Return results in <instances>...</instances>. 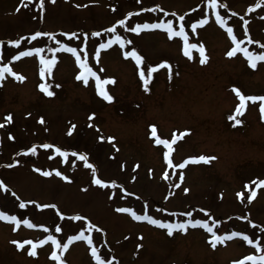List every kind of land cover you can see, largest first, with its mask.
Listing matches in <instances>:
<instances>
[{
	"label": "rangeland",
	"instance_id": "374dc122",
	"mask_svg": "<svg viewBox=\"0 0 264 264\" xmlns=\"http://www.w3.org/2000/svg\"><path fill=\"white\" fill-rule=\"evenodd\" d=\"M39 2L0 0V64L10 63L13 71L25 77L18 80L6 73L0 81V180L7 185L6 189L0 188V210L44 225L29 228L21 224L13 231L12 222L0 220V264H57L50 258L51 242L38 246L37 255L31 256L27 251L30 245L18 249L12 241L36 242L52 234L65 243L68 236L81 230L88 235L89 222L97 225L91 232L94 246L105 259L115 257L113 264H232L246 255H259L254 245L242 237L212 248L211 234L203 227L189 226L187 232L174 230L169 236L166 229L136 221L131 213L116 209L128 207L137 214L147 213L169 222L189 219L185 213L192 212V219L207 220L217 234L244 232L264 248V186L255 188L251 183L264 179L260 102H246L238 117L241 124L228 119L239 103L234 86L245 95H264V62L252 69L243 53L226 55L234 44L226 28L216 23L207 0H44L43 9ZM219 2L228 6L217 10L237 39L244 41L241 47L264 51L247 39L264 43V2L259 8L253 7L257 0ZM129 12L134 14L124 26L116 25L115 33L102 31ZM182 15L184 21L179 20ZM204 15H208L209 22L192 31L191 24ZM169 19L177 30L184 23L190 44L204 45L208 56L205 64L199 62L198 48L189 49L192 59L184 55L182 37L169 38L163 29H145L139 34L127 30L137 23ZM36 31L53 33L61 43L76 47L82 59L86 51L89 66L100 80H115L102 85L113 101L99 95L95 78L90 77L87 84L77 80L81 69L75 56L59 50L60 46L48 36L33 40ZM94 31H101V36L93 37ZM65 32H75L79 38L64 36ZM115 34L133 43L102 49L97 63L95 50L99 43ZM21 37L19 46L8 43ZM30 47L43 48L41 55L47 59L57 57L51 75L40 76L42 65L36 54L11 60V56ZM133 47L144 57L141 67L146 74L148 66L167 61L171 75L166 66L159 68L145 91L134 59L123 55ZM50 48L57 51L53 53ZM41 83L51 85L52 97L41 91ZM9 113L13 120L5 123ZM92 113L95 116L89 120ZM40 117L44 124L39 123ZM153 124L161 139L171 140L174 133L177 135L170 153L173 164L199 155L216 159L207 163L189 160L183 169L171 168L163 158L168 149L155 144L151 136ZM72 125L75 129L69 134ZM185 130L188 133L180 138ZM101 135L115 139L101 141ZM43 143L54 147H39ZM33 145L36 152L27 153ZM55 147L67 151V158L56 153ZM80 152L88 154V163L95 165L97 176L115 180L116 187L92 184V170L74 155ZM55 170L70 180L55 175ZM45 171L52 175H43ZM165 171L169 173L167 179ZM246 183L248 189L244 188ZM184 188L189 191L184 192ZM253 188L257 195L248 201L246 196ZM238 192H245V197H238ZM20 200L36 204L21 209ZM39 204H55L59 211L41 209ZM74 215L86 219L72 220ZM56 225L61 226L60 233L55 232ZM90 249L86 241H74L62 259L65 264H96Z\"/></svg>",
	"mask_w": 264,
	"mask_h": 264
},
{
	"label": "snow or ice",
	"instance_id": "6c2138e0",
	"mask_svg": "<svg viewBox=\"0 0 264 264\" xmlns=\"http://www.w3.org/2000/svg\"><path fill=\"white\" fill-rule=\"evenodd\" d=\"M52 2L54 3L55 0H52ZM262 2H264V0H257V3L253 7L259 8L261 6ZM21 3L24 4V0H21ZM207 4H208L209 8L212 9L214 12L216 23H218L222 27L226 28L227 34L231 37L232 43L234 44V47L231 50H229L226 53V55L228 57H232L237 52L243 53V55L247 58V62L250 65V67L252 69H256L259 62H264V51L254 52V51H250L247 47H241V45L244 43V41L237 39V36L233 34V28L228 26L226 18L221 15V12L219 10H217L220 7L227 8L228 6L226 3L221 4L219 2V0H207ZM24 6H27V5H24ZM39 7L41 9H43L44 0H40ZM77 7H82V5H77ZM157 7H159V6L157 5ZM151 10L154 11L155 9H151ZM249 10H251V9H249ZM141 11H144V9H141ZM161 11H163V10L161 9ZM133 14L134 13H132V12L127 13V15L123 19L116 20V22L111 26L110 29H103L102 31H105V32L110 31V32L115 33L116 32V25L124 26L126 20H128V18L131 17ZM184 19H185V17L183 15L179 17L180 21H184ZM208 22H209L208 15H204L202 19H198L194 23L191 24V29H192V31H195L197 26L206 25ZM244 23L246 25L247 21H244ZM145 29H163L167 32V35L169 38L182 37L183 41H184V55L185 56H187L189 59H192V56H191V53L189 52V49L198 48L199 49V55L201 57L199 62L201 64H205L208 61V56L205 54V47L203 44H200L198 46L197 44H190L188 42L189 37H188V33L185 31L184 23L179 24L178 30L176 27H174L173 21L171 19H169L167 21L159 20L158 22H154V23H147V22L137 23V24H135V26L128 28L127 30L132 32V33L139 34L142 30H145ZM63 35L67 36V37L79 38V37H77V34L75 32H70V33L65 32ZM91 35L93 37H100L101 31H94L91 33ZM245 35L247 36L246 32H245ZM41 36L50 37L52 40H55L56 44H58L60 46L59 50L66 51V52L71 53L75 56V60L81 69V71L76 76L77 80H82L84 84H87L89 82L90 77L95 78L97 81V90H98L99 95L102 96L106 101H109V102L113 101L114 97L112 95H110L103 88L102 85L108 84V83H115V80L113 78H107V79L101 81L100 77L97 75L96 71H94L93 68L89 66L88 54L86 51L84 53V58L82 59L81 54L77 50L76 47H71L67 43H61L59 40L56 39L55 35L53 33H50V32L36 31L32 35L31 38L33 40H35L37 37H41ZM84 38H85V40H87V34H84ZM22 39H23V37L18 38V39H13V40L8 41V43L11 45H14V46H19L21 44ZM247 39H248L249 43L258 44L261 49H264V43H261L259 40H252L251 37H247ZM0 43H2V42H0ZM132 43L133 42L131 40H126L124 37L120 36L119 34L112 35L109 39H107V41L99 43V46L96 48L95 58L97 60V63L99 62L100 52L102 49H108L114 44H119L121 48H124L126 44L131 45ZM49 51L55 53L57 51V49L56 48H50ZM43 52H44L43 48L30 47V48H27L25 51H19L16 55L11 56V60L16 61L22 57L32 56L33 54H36L37 56H39V62L42 65V67L40 68V76L44 77L45 73H47L48 75L52 74L51 70L57 62V57L55 55H53L50 59H47V58H45L44 55H41V53H43ZM123 55L125 58L131 57L134 59L135 64L137 65V67L139 69V77L143 81V86H144L145 91L149 90V82L152 78V74L155 71H157L159 68L166 66L169 70L170 75H171V65L167 61H162L161 63L156 64L154 66H148L147 67V74H146L144 68L141 67V65L144 61V57L137 51V49L135 47L131 48L130 51H125L123 53ZM6 73L10 74L11 76L15 77L18 80L25 79V77H23L22 75H19L15 71H13L12 67L10 66V63L0 64V81H2L4 79ZM39 87H40L41 91L44 94H46L47 96L52 97L54 95V92L50 90V88H51L50 84L41 83L39 85ZM56 87H59V85H56ZM232 90L235 92L236 96L239 98V103L235 107V114L230 115L228 117L229 120L234 121V123L236 125L241 124L242 120L239 119L238 117L243 114V112L246 108V102H248V101H251V102L259 101L260 102L259 103V110L262 114V118H264V95H245L240 90V88L235 87V86L233 87ZM94 116H95V113H92L89 115L88 119L92 120L94 118ZM12 120H13V116L11 113H9L6 116L4 122L10 123ZM39 123H41V124L45 123L43 117L39 118ZM0 127H3V124H0ZM150 128H151V136L155 138V144L164 145L168 149L167 151L164 152L163 158L165 161H167V164L173 169H177V168L183 169L185 167V165L189 162V160H191L192 162L203 161V162L207 163L209 161L216 159V157H214V156L199 155V156L189 157L183 163L173 164L172 159H170V153L173 151L172 144L175 143L176 140L178 139L177 135L174 133L172 135L171 140L161 139L157 135V126L155 124H153V125H150ZM74 129H75V125H72L71 127H69V129H68L69 134H71ZM188 131L189 130H185L184 132H181L179 134V137L182 138L184 135H186L188 133ZM98 138L101 141H104L105 139H107V141H109V142H112L115 139V137H113V136L104 137L103 135L99 136ZM39 147H41L43 149H50V148H53L54 145H51L48 143H43ZM26 151H27V153H35L36 152V146L33 145L32 147L27 148ZM55 151H56V153H59V155L65 157V158H67V156H68V152L63 151L60 147H55ZM74 155H77L79 160L84 161L85 165L92 170V180H91L92 184L98 185L101 187H108L109 184H111L113 187H116V181L115 180L106 181L104 179H101L99 176H97V174H96L97 168L95 167V165L88 163V154L87 153L80 152V153H74ZM16 163H19V161H17ZM9 166H11V165H9ZM138 166L139 165H137V167ZM35 170L37 172L41 171V169H39V168H36ZM43 175L50 176V175H52V172L45 171L43 173ZM55 175L62 176V178L65 181L70 180L69 176L63 175V173L60 172L59 170H55ZM179 175H180V180L182 181L183 180V173L181 172ZM163 176L165 179H167L169 176V173L167 171H165L163 173ZM251 183L255 184V188H260L261 186H264V179H257V180L252 181ZM176 186L179 187V185H176ZM0 188H5V189L7 188V185H5L2 180H0ZM244 188L248 189L249 184L246 183L244 185ZM255 188L251 189L250 190L251 194L246 196V199L248 201H252L253 198L257 195ZM188 191H189L188 188H184V192H188ZM13 195H15V193H13ZM237 196L243 198V197H245V192H238ZM28 204H36V202L35 201H25V200L19 201V207L21 209L25 208ZM38 207L41 209H43V208L57 209V206L55 204H51V205L39 204ZM57 211H59V210L57 209ZM116 211L120 212V213H131L132 218L136 221H148L152 225H157L162 229H166L169 236L174 234V230H180L183 232H187L189 229V226H191L193 228H195L197 226L203 227L204 229H206V231L208 233L211 234L209 237V243H210V246L212 248H216L218 244L224 243L226 241H230L231 239H233L235 237H242L243 240L246 241L249 245H254V247H255L256 251L259 253V255L249 254V255L244 256L240 260L233 261L232 264H245V262H247V261L252 262V264H257V262H259V264H264V248H262L261 242L259 240H253L247 234H245L244 232H240V231H232L231 233H225L223 235H219V234H217L216 231H214V226H210L207 220L192 219L191 218L193 216L192 212L185 213V215L187 217H189V219H184L182 221H176V222H169V221H165V220L156 219L153 216L148 215L147 213L137 214L136 211H134L132 208H128V207H120V208H117ZM201 211H204V209H201ZM62 218H63V214L61 213V219ZM71 219L72 220H85L86 217H83L80 215H74L71 217ZM242 219H247V217H242ZM0 220L12 222L15 225L13 227V231H16L20 227L21 224L27 225V227H29V228H37V227L43 228L44 227V225H42V224L37 225V224L32 223L30 220H27V219L21 220L16 215H9V213L7 211H2V210H0ZM96 228H97L96 224L89 222V225L86 229V231L89 233L88 235H85V230H81L76 235L68 236L67 242H65V243H61V241L57 238V236L52 235V234H48L43 239L36 241V242H34L31 239H25L23 241L13 240L12 243L18 249H24L26 245H30V247L27 250L28 254L31 256H36L38 246H42V245H45V244L51 242V245L53 246V250L50 253V258L53 261L57 262V264H65V260L62 259L64 252L69 249V246H70V244H72V242L83 240V241H86L89 246H91V249H90L91 250V256L96 261V264H113V262L115 261V257H113L112 259H105L104 257L101 256L97 247L94 246V244H93V238L91 236V232L93 231V229H96ZM100 230L102 231V229H100ZM61 231H62L61 226L56 225L55 226V232L60 233ZM137 247H140V245H137ZM57 249L60 250L59 254L57 252ZM117 264H118V262H117Z\"/></svg>",
	"mask_w": 264,
	"mask_h": 264
}]
</instances>
